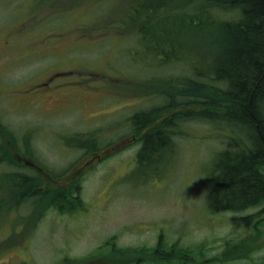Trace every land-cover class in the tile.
<instances>
[{
    "label": "rangeland",
    "instance_id": "374dc122",
    "mask_svg": "<svg viewBox=\"0 0 264 264\" xmlns=\"http://www.w3.org/2000/svg\"><path fill=\"white\" fill-rule=\"evenodd\" d=\"M54 1L0 0V264H161L155 255L112 250L159 242L191 248L200 260L221 254L227 239L251 243L254 251L226 263L260 262L264 213L248 216L263 206L214 210L209 195L215 155L236 147L228 135L243 137L241 127L181 122L173 151L138 166L145 133L132 134L128 117L164 104L154 81L184 73L193 52L178 68L161 65L153 42L120 21L128 0H70L63 7ZM164 11L159 16L166 19ZM177 14L168 20L177 26L164 21L162 38L205 53L206 39L186 36ZM81 138L95 146L80 145ZM18 155L56 173L33 176ZM18 173L64 190L79 180L83 206L60 211L49 200L21 199ZM255 226L262 236H254Z\"/></svg>",
    "mask_w": 264,
    "mask_h": 264
},
{
    "label": "trees",
    "instance_id": "16d2710c",
    "mask_svg": "<svg viewBox=\"0 0 264 264\" xmlns=\"http://www.w3.org/2000/svg\"><path fill=\"white\" fill-rule=\"evenodd\" d=\"M129 1L120 21L128 22L127 27H131L128 31L132 34L141 35L143 41L153 42V51L161 54V65L173 62L178 68L176 63L190 57L189 53L194 54L192 61L184 62V73L174 72L167 78L153 80L159 85L155 93L162 95L164 104L137 111L128 117L127 124L133 127L132 134L145 133L138 137V166H147L151 160L158 162L167 152L173 151L174 138L179 134L175 126L181 122L200 118L219 122V125L226 122L231 128L239 126L245 134L243 137L233 132L228 135L236 147L220 150L215 155L213 172L217 173V177L209 195L214 201V210H244L262 205L261 210L248 218L264 213V0H132L130 4ZM54 3L63 7L70 0H55ZM161 11L166 13L167 20L159 16ZM178 12L186 36L194 34L206 39V54L189 47L183 50L180 45L162 38V29L166 28L164 21L177 26L178 21L168 20L176 18ZM181 26L175 31L172 27L170 39L178 34ZM150 27L154 28L152 35ZM155 85H150V92L157 88ZM146 129V132H142ZM92 140L89 143V140L81 138L78 143L93 147L95 143ZM122 140L112 145H118ZM16 142L19 143L18 140ZM112 145L107 143L103 147L107 149ZM18 158L25 161L21 166L26 170L32 169L29 171L33 176L43 171L54 172L39 168L20 155ZM4 162L8 161L5 159ZM31 174L18 173L22 182L18 185L21 199L31 198L32 203L49 200L51 207L60 211L83 206L79 198V180L73 181L69 189L64 190L63 187L50 185L41 187ZM219 197L220 204L217 202ZM36 198L38 200L34 201ZM42 213L45 212L40 215ZM257 223L261 224L260 220ZM258 233L261 235L262 229L255 226L254 236ZM158 245L160 247L155 249H125L114 245L112 250L139 252L137 257L141 254L155 255L161 264H228L226 262L236 258L249 257L254 251L251 243L227 239L221 254L198 260L191 257L194 252L191 248L167 247L162 242ZM168 254L170 257L167 259ZM254 264H264V258Z\"/></svg>",
    "mask_w": 264,
    "mask_h": 264
},
{
    "label": "flooded vegetation",
    "instance_id": "af4514ba",
    "mask_svg": "<svg viewBox=\"0 0 264 264\" xmlns=\"http://www.w3.org/2000/svg\"><path fill=\"white\" fill-rule=\"evenodd\" d=\"M159 245H160V244H159ZM159 245L156 244V245H154L153 247H151V249L159 248V247H160ZM167 247H169V246H167Z\"/></svg>",
    "mask_w": 264,
    "mask_h": 264
}]
</instances>
